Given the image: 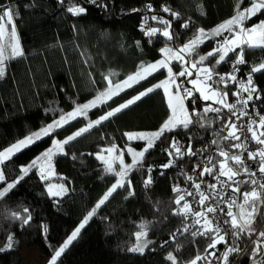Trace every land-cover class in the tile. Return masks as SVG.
I'll use <instances>...</instances> for the list:
<instances>
[{
  "label": "trees",
  "instance_id": "trees-1",
  "mask_svg": "<svg viewBox=\"0 0 264 264\" xmlns=\"http://www.w3.org/2000/svg\"><path fill=\"white\" fill-rule=\"evenodd\" d=\"M250 2L243 0L240 7L246 8ZM236 3L237 0H97L94 5L89 0H64L63 4L58 0H0V11L8 7L18 12L14 21L24 51L23 57L5 61L6 74L0 78V152L52 123L60 115V110L71 112L76 104L82 105L94 99L106 88L104 76H111L113 83L121 82L140 71L141 64L147 66L163 59L161 49L169 47L174 52L178 50L195 37L197 29L210 33L234 15ZM99 4H106L107 7H100ZM75 5L86 7L87 14L74 16L69 13L67 9ZM147 5H151L154 12H149ZM164 6L179 13V18L174 19L163 12L161 9ZM153 15L172 20L170 30L175 33L173 40H168L159 32L149 38L141 31L142 27H165L153 21ZM188 20L191 21L190 27H181ZM261 20H264V14L258 13L245 21L244 27L250 28ZM223 34L230 36L228 32ZM218 39L206 38L197 47V53L206 55L215 48ZM243 49L246 63L240 67V81L246 82L251 68L264 63V49L249 48L247 45ZM235 56L236 53H230L226 61L216 67L213 58L204 64L212 66L215 73H228L231 70L229 61ZM186 59L194 61L197 56H186ZM183 67L185 65L177 60L172 63L175 73ZM191 71L190 78H193L197 70ZM89 74L95 79V84ZM252 75L262 97L253 99L252 103L264 116V70ZM166 79L167 70L159 69L138 83L133 81L130 87H125L107 103L89 110L86 117H77L56 129L53 135L17 153L1 166L6 180H16L21 175V166L29 164L52 147L54 140H64L85 127L89 120H96L110 108ZM185 79L186 86H189L188 77ZM226 91L229 103H233V87ZM188 103L191 112L195 108L206 117L203 122L208 125L210 120L211 124L204 128L199 124H193L189 129L178 127L157 140L126 177V181H131L135 194L129 195L126 182L125 187L117 188L81 230L58 264H172L167 259L169 253L175 257L176 264H192L198 255L203 258L196 264L210 263L211 256L205 252L209 243L207 238L193 237L190 232L181 235L177 231L186 225L191 226L192 220L188 215H173V210L183 204L174 203L178 194L173 188L177 183L190 184L188 177L194 170L193 166L203 163L206 156L202 150L209 151L210 144L218 167V162L223 159L218 155L219 149L238 154L240 150L230 148V145L241 143L243 139L242 136L240 141L223 139L227 130L221 129L230 115L227 109L222 110L219 114L221 119L217 120L216 113L203 112L206 106L212 105L210 102L198 98L195 105ZM170 115L165 94L162 89H157L111 120L71 141L65 146L68 155H53L54 177L49 181H42L37 169L24 176L15 188L0 198V246L5 244L10 233L15 240L11 250L0 253V264H23L22 252L31 248H36L41 256L51 258L53 251L63 244L119 179L114 173L120 171L121 166L117 164L113 172H108L106 165L95 154L112 145L117 148V156L129 146L141 151L146 142H131L125 133L154 132ZM192 119L195 121L197 117ZM173 138L182 140L184 143L180 145L184 149L191 144L197 155L183 159L173 157L176 161L174 166L162 168L169 161L166 150ZM213 140L219 142V147L212 144ZM73 156L76 158L73 159ZM229 163L235 167L231 161ZM148 177H151L152 183L145 189L144 181ZM48 182L65 185L68 189L66 196L50 197L46 189ZM3 187L0 184V190ZM260 205H257V214L251 226L254 231L262 225ZM25 208L31 210L32 221L29 226L21 227L20 221L12 214L24 215ZM41 224L47 226L46 236H41ZM142 224L145 225L143 229L140 227ZM196 228L199 226L190 227V231ZM141 231L146 232L149 247L143 254L132 253L129 249L137 242L135 234ZM173 233L176 234L175 241L170 240ZM252 248L237 264L254 263L250 260Z\"/></svg>",
  "mask_w": 264,
  "mask_h": 264
},
{
  "label": "snow or ice",
  "instance_id": "snow-or-ice-1",
  "mask_svg": "<svg viewBox=\"0 0 264 264\" xmlns=\"http://www.w3.org/2000/svg\"><path fill=\"white\" fill-rule=\"evenodd\" d=\"M59 3L63 4L64 0H58ZM89 3L96 5L97 0H89ZM243 3V0H237V3L234 5V15L226 20L224 23L220 24L216 28L212 29L210 33L202 28L197 29V34L195 37L190 40L188 43L184 44L175 52L172 48L165 47L161 49V52L165 53V57L155 63L148 64L147 66L141 64V70L134 73L133 75L128 76L125 80L121 82L113 83L111 76H104L106 82V88L104 91L100 92L98 96L90 100L87 103L82 105L76 104L71 112H63L60 110V115L40 130L30 133L25 136L23 139L18 140L14 145L9 147L7 150L0 152V166L4 164L12 155L25 148H29L32 145L40 142L45 137H49L55 133L56 129L64 127L66 124L70 123L72 120H75L79 116H87L89 110L97 108L107 103V100H111L113 96L119 95L125 87H130V82H139L142 79H146L148 75H151L153 72L158 71L159 69H166L168 72V79L161 83H157L152 87L145 89L143 92H140L138 95L128 99L126 102L119 104L114 108H110L105 114L101 115L96 120H89L85 127H82L72 135L68 136L64 140H54L53 146L45 150L40 156L33 159L29 164L23 165L20 168L21 175L17 177L14 181H7L2 168H0V184H3V190H0V198L4 197L10 190L16 187L17 184L28 175L29 172L33 169H37L40 173V179L42 181L48 179V175L51 171V161L52 157L55 154L68 155L65 151V146L68 145L71 141L80 137L83 133L88 132L94 127H98L103 124L105 121L111 120L117 114L121 113L123 110L129 108L131 105L135 104L137 101H140L143 97L147 96L149 93L154 92L157 89H162L167 98V104L170 108L171 115L170 117L161 125V127L150 133H125L129 140L138 139L146 142L145 147L139 152H133L131 148L128 149L129 153H132L133 160L132 164L125 165L122 159L123 153L121 152L120 156L116 157L121 164V170L115 172L114 174L119 177V179L114 183L108 192L101 198L97 204L93 207L91 211L88 212L87 216L82 220V222L71 232V234L66 238L61 246L53 251V255L49 260V264H58V260L65 253V251L72 245L73 241L77 239L80 235L81 230L85 228V225L89 223V220L96 214L97 210L101 208L102 205L109 199L111 194L116 191L117 188L125 187V182L128 186L129 195H134V190L131 188V181L127 180L129 172L132 171L140 163V160L143 159L146 152L152 149L155 146V142L160 140L166 132H172L176 128L189 129L193 124H199L201 128H204L211 124V121H208L206 125L203 121L206 117L202 116L195 108L191 113L188 112L184 101L186 99L193 105H195L198 98L203 100H214V102L220 107H212L211 105L206 106L203 109L204 113L213 112L216 113L215 117L217 120L221 119L219 114L223 109H227L230 114L222 126V131L227 130L224 135V140L231 141H240L241 136L244 133L241 131L243 128H247V132L251 133L250 137H245V141L241 143H232L230 148L238 149L240 152L229 153L224 149H219L218 155L223 159L218 162H215V157L208 156L206 157L207 165L201 168V165L196 164L193 166L194 170L200 169L199 175L203 178L205 175L212 176L214 180L219 181L221 187H229L234 192H240V185L244 183H250L256 187L253 188L251 192H243L241 195L243 197V204L239 205L240 212L234 213L232 208L235 205L234 200L224 201V196L220 195V192L217 191V184H207L205 185L206 189H211L212 192L200 191L203 180L196 182L192 179L191 176L188 177V180L192 182L193 187L198 193L199 200L198 203L201 205L202 210L191 212L189 203L185 200V195H179L178 198L174 201L176 205H181L179 209L173 210V215H191L197 217V219L192 221L191 226H184L177 231L182 235L184 233L190 232V234L195 236H202L209 240L208 245L205 248V252L215 257L216 260L220 261V264H231L229 256H239L242 252V249L239 246L238 241L244 237H251L254 229H252V223L254 216L257 214V205L264 204V183L258 182L256 177V172L249 170L248 165L243 159L244 152H247L248 159L250 161H255L259 164L258 171L261 174H264V147L258 148L256 151L247 150V141L250 139L256 144L264 146V131L258 133L257 129H264V116H261L259 113H256L259 116L258 120L250 118V113L247 111L249 102L253 99L259 100L262 99L260 94V89L254 84L253 73H259L264 70V63L259 64L258 66H253L249 72L246 82L239 81L236 73L239 72V65L245 64L244 59V49L242 45H247L249 48H262L264 49V20H261L259 23L252 25L250 28H245V21L251 20L252 17L259 14H264V0H251L250 5L246 8H241L240 5ZM100 7H107L106 4H99ZM149 12H154V9L151 5L146 6ZM165 13H169L174 19L179 18V13L171 10L169 7L164 6L161 9ZM69 13L74 16H80L87 14V8L82 5H75L67 9ZM204 14V13H202ZM14 16H18L12 8L4 7L0 11V33L3 32L4 22L7 21V24L11 25V34H10V49L11 54L9 57H5L4 49L0 47V78H3L6 74V65L5 60L7 58L23 57L24 51L19 43V37L16 33V26L14 22ZM147 19V18H146ZM153 21H158L159 23L165 25L163 29H158L155 27L150 28H141V31L145 33L149 38L154 37L158 32L168 40H173L175 33L172 32L171 24L172 20L164 19L163 17H157L156 15L151 16ZM191 21H184L181 24L183 28H189ZM224 32L230 33L229 38L225 39L222 43H219V46L214 48L212 51L208 52L206 55H199L197 53V47L202 44L205 38L220 37ZM139 43V42H137ZM239 48L240 51L237 52L236 49ZM229 52L236 53L235 59L232 61V71L225 74L215 73L214 68L210 65H205L204 62L209 60V58L215 59L216 65L224 63L226 57H228ZM196 55L197 59L194 61L186 59V56ZM171 60H177L181 62L185 67L179 73H173L172 68L169 66ZM192 69H196L198 73H203L204 76L202 79H189L187 82L193 85V88H183L181 89V83H177L176 79L178 77H191ZM90 80L95 84V79L89 74ZM215 76V78H214ZM229 83H240L241 87L237 91H233L232 95L236 97L234 103L227 102L228 88ZM171 84L175 88V92H170L168 85ZM214 85L216 87H214ZM196 93L199 95L197 96ZM241 93H246V96H242ZM75 103V101H74ZM239 105V108L237 107ZM49 111H54L49 109ZM193 116H196L197 119L194 121ZM233 117L236 120H240L243 117H249V122L245 126L244 124L240 125V128L237 127V123L233 120ZM219 133H217L218 135ZM212 144L219 147V142L213 140ZM112 153L117 151L115 145L108 147L107 149L102 150L101 153L95 154L97 159L103 161L106 165V170L108 172H113V165L111 160L105 159L103 152ZM203 152H206L207 149H203ZM167 155L169 156V161L165 165H162V168H170L175 164L173 157L178 159H183L185 156H196L197 152L192 150L191 144L188 145L187 149H184L183 145H180L174 138L169 144V148L166 150ZM92 155V154H90ZM73 159L76 157L73 156ZM139 158V160L137 159ZM229 161L232 162L235 167L229 164ZM47 168V171H46ZM151 171V169H149ZM218 173V174H217ZM163 174V173H162ZM241 175H247L248 180H238L237 177ZM221 177H225V180H221ZM151 177H148L144 181L145 189L151 185ZM53 187H56L57 190L53 191ZM259 189L260 191H258ZM67 187L65 185L57 186H48V194L53 197H61L67 192ZM173 191L180 193L181 189L179 187H174ZM215 193V195H213ZM186 195L192 196V192H187ZM216 196H220V202H224L225 207H220V202L213 203L216 199ZM251 200V202H250ZM206 201L208 202L206 204ZM59 203V201H57ZM245 205L250 206V211L245 210ZM24 215L13 213L12 216L20 221V226H29L32 221L31 210L25 208L23 210ZM223 214L225 218L221 221L217 217V213ZM209 214H212L209 216ZM213 220H216L215 225H213ZM199 225V228H196L195 231H190V227ZM221 225L228 227L231 235L229 239V231H224ZM141 229L145 225L140 226ZM41 236H46L47 226L41 224L40 226ZM137 239L141 236H146L144 232H138L135 234ZM264 231L259 232L257 239L252 241V255L250 260L254 264H264ZM176 234L173 233L170 237V240L175 241ZM167 243V242H166ZM223 243L225 249L223 253L217 256L216 246L217 244ZM15 240L14 235L9 234L6 238V242L3 246H0V253L11 250L14 247ZM147 247V243H139L135 247L129 249L132 252H139L140 254L144 253V249ZM203 257L198 255L195 260L192 261V264H196V261L201 260ZM167 259L176 264L175 257L169 253Z\"/></svg>",
  "mask_w": 264,
  "mask_h": 264
},
{
  "label": "built area",
  "instance_id": "built-area-1",
  "mask_svg": "<svg viewBox=\"0 0 264 264\" xmlns=\"http://www.w3.org/2000/svg\"><path fill=\"white\" fill-rule=\"evenodd\" d=\"M224 40H225V36L223 35L222 37H220L218 39L216 47H218L219 43H222ZM234 59H235V57L229 61V67L231 69L229 72H231L233 70L232 69V61ZM241 66H242V64L239 65V72L236 73L239 81L241 80L240 79V67ZM220 74H225V73H220ZM214 78H215V76H214ZM177 82L181 83V89L186 87V79H185V77H178L177 78ZM229 87L230 88L233 87L234 91H237V90L240 89L241 85H240V83H235V84L229 83L228 88ZM241 95L242 96H246L247 94L246 93H241ZM235 100H236V97H235ZM237 107L239 108V105ZM247 111L250 113V118L254 119V120H258L259 119V116H257L256 113H259L261 116H263V114L259 111L258 106L256 104H253L252 101L249 102ZM233 120H235V122L237 123V127L240 128L241 124H244L245 126L247 125V123L249 122V117H243L240 120H236V118L233 117ZM241 131L244 133V135H242V139H243V142H244L245 141V137H250L251 133L247 132V128L246 127L241 129ZM257 131L259 133L260 131H264V129H257ZM262 138H264V137H262ZM177 142L179 144H183L184 143V142H182V140H178ZM261 147H264V146L256 144L254 141H251L250 139L247 141V150L248 151H256L258 148H261ZM203 155L206 156V157H208V156L215 157V151L212 148L211 144H210L209 151L203 152ZM243 159L246 162V164L248 165L249 170L252 171V172H256V177L255 178L258 180V182L264 183V174H261L258 171L259 164L257 162H255V161H250L248 159L247 152H244ZM205 165H207V160L206 159L201 164V168L203 166H205ZM199 172H200V169L193 170V172L191 173L190 176L196 182H200L201 179L203 180V183L201 185L200 191L212 192L211 189H206L205 185L212 184V183L217 184V186H218L217 191L220 192L221 196H224V201L227 202L229 200H234L236 203H235V205H233L232 210H233L234 213H239L240 212V207H238V212H237V200H238L239 192H234V191H232L231 188L226 187V186L225 187H221L219 181L214 180L212 176L205 175L203 178H201L200 175H199ZM225 179H226L225 177H221V180H225ZM237 179L238 180H248L249 177L247 175L246 176L245 175H241V176L237 177ZM189 182H190V184H187V185L177 183L175 185V187H179L181 189V192L177 193V194H178V196L182 195V194L185 195V200L189 203L191 212L201 211L202 207L198 203V200H199L198 193L196 192V189L193 187L192 182L191 181H189ZM241 186L243 187V190H244V188L246 186L248 188V186H251V184L250 183L241 184L239 186L240 189H241ZM187 192H192L193 195L192 196H188V195H186ZM213 195H215V193H213ZM211 202H213V203L220 202V196H216V199L214 201H211ZM207 203L208 202L206 201V204ZM239 205H240V202H239ZM220 207H225V211H227V207H226L224 202H220ZM260 208H261V210L263 212L262 213V225H261V227L259 229H256L253 232L251 237L244 236L238 241L239 246L242 249V252H241V254L239 256H235V257L231 256V255L229 256V260H230L231 264H237L240 260H242L243 257L245 256V254L248 251H250V249L253 247L252 241L257 239L258 233L264 231V204H261ZM211 215L212 214H209V216H211ZM216 215L221 221H223L225 218H227V217H225L223 214H221L219 212ZM188 218L190 220H192V221L197 219V217L191 216V215H188ZM215 223H216V220H213V225H215ZM197 226H199V225H197ZM221 226H222L224 231H229L227 226H225V225H221ZM230 235H231V233L229 231V237H226V239H229V242L231 243ZM244 238H246V239H244ZM262 239H264V238H262ZM224 249H225V245L223 243L217 244V246H216L217 256L221 255L223 253ZM209 264H220V261L216 260L215 257L211 256Z\"/></svg>",
  "mask_w": 264,
  "mask_h": 264
},
{
  "label": "rangeland",
  "instance_id": "rangeland-1",
  "mask_svg": "<svg viewBox=\"0 0 264 264\" xmlns=\"http://www.w3.org/2000/svg\"><path fill=\"white\" fill-rule=\"evenodd\" d=\"M15 22V21H14ZM15 26H16V23H15ZM16 33H17V36H18V31H17V27H16ZM10 34H11V25H9V24H7V21L5 20V22H4V28H3V32L2 33H0V47H2L3 49H4V55H5V57H9L10 56V54H11V49H10ZM225 36V39H227V38H229V36H228V34H222L220 37H222V36ZM19 37V36H18ZM219 37V38H220ZM205 40H206V38H205ZM204 40V41H205ZM19 43H20V39H19ZM21 45V44H20ZM243 46H245V45H242V47ZM215 48H216V46H215ZM237 49H239V48H237ZM236 49V50H237ZM230 53H233V52H229V54L228 55H230ZM164 57H165V53H164ZM18 58H20V57H15V58H7L5 61H7V60H11V59H18ZM175 60H171L170 62H169V66L172 68V63L174 62ZM214 67H216V63H214ZM173 73L175 74V72L173 71ZM203 76H204V74L203 73H198V71H197V74H196V76L195 77H193V78H190V77H188V79H202L203 78ZM176 82H177V79H176ZM131 84L133 83V82H130ZM178 83V82H177ZM168 87H169V91L170 92H175V88L171 85V84H169L168 85ZM186 88H193V85L192 84H190L189 83V86H186ZM183 90V89H182ZM164 92V91H163ZM164 94H165V92H164ZM196 94H198V93H196ZM199 95V94H198ZM165 97H166V94H165ZM227 102H229L228 101V96H227ZM166 100H167V98H166ZM205 101V100H204ZM189 100L188 99H186L185 101H184V103H185V106H186V108H187V110H188V112L189 113H191V111H190V109H189ZM207 102H210L212 105V107H214V106H216V105H218V104H216L215 102H214V100H207ZM169 107V106H168ZM170 109V108H169ZM133 133H150V132H133ZM46 138V137H45ZM131 142H136V141H139L138 139H132V140H130ZM129 148H131L132 150H133V152H139L140 150H138V149H135V147H133V146H129L128 148H127V150L125 151V152H123L124 154L122 155V159H123V161H124V164L125 165H130V164H132V160H133V155H132V153H129L128 152V149ZM26 149V148H25ZM7 150V149H6ZM24 150V149H23ZM23 150H21V151H23ZM104 150V149H103ZM20 151V152H21ZM102 152V150L101 151H99V152H97V153H101ZM17 153H19V152H17ZM17 153H15L14 155H16ZM96 153V154H97ZM14 155H12L11 157H13ZM103 155L105 156V159H107V160H111V162H112V165H113V168L117 165V164H119L120 166H121V164H120V162H119V160L118 159H115L116 157H118L117 155H116V151L115 152H112V153H107L106 151L105 152H103ZM126 155H128L127 157H126ZM10 157V158H11ZM9 158V159H10ZM99 160V159H98ZM99 161H101V160H99ZM102 163H104L103 161H101ZM105 164V163H104ZM51 171H50V173H49V175H48V179L46 180V181H49L50 179H52L53 177H54V171H53V164H52V161H51ZM0 168H1V166H0ZM46 171H47V168H46ZM49 185H52V186H57V185H61V184H57V183H52V182H48V186ZM48 186H47V192H48ZM255 186L254 185H251L250 187H248V188H246L245 190H244V192H251L252 190H253V188H254ZM57 190V188L56 187H53V191H56ZM258 190V189H257ZM259 191V190H258ZM50 196V195H49ZM66 196V193L63 195V196H61V197H53V196H50V197H52V198H62V197H65ZM250 202H251V200H250ZM243 204V197L241 198V205ZM245 207V210H247V211H250L251 209H250V206L249 205H245L244 206ZM141 232H144V233H146L145 231H141ZM142 242H144V243H147V247H145V249H144V252L148 249V247H149V240H148V238H147V234H146V236H141L139 239H137V242H136V244L134 245V246H132L131 248H133V247H135L137 244H139V243H142ZM130 248V249H131ZM130 252H132V251H130ZM132 253H137V254H140L139 252H132ZM22 257H23V264H49V260H50V258H46V257H43V256H41L40 254H39V252L37 251V249L36 248H31V249H27V250H25V251H23L22 252Z\"/></svg>",
  "mask_w": 264,
  "mask_h": 264
},
{
  "label": "water",
  "instance_id": "water-1",
  "mask_svg": "<svg viewBox=\"0 0 264 264\" xmlns=\"http://www.w3.org/2000/svg\"><path fill=\"white\" fill-rule=\"evenodd\" d=\"M242 190H243V187L241 186V189H240V192H239V196H238V200H237V212H238V206H239V202H240V194H241Z\"/></svg>",
  "mask_w": 264,
  "mask_h": 264
}]
</instances>
